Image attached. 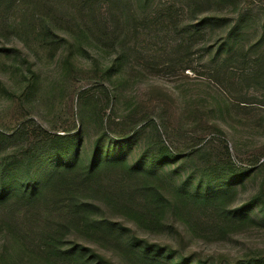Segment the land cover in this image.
I'll return each mask as SVG.
<instances>
[{"label":"rangeland","instance_id":"1","mask_svg":"<svg viewBox=\"0 0 264 264\" xmlns=\"http://www.w3.org/2000/svg\"><path fill=\"white\" fill-rule=\"evenodd\" d=\"M259 54L264 0H0V177L14 161L21 181L56 171L36 200L0 205V264H148L133 238L179 263L264 264V62L244 59ZM55 134L82 161L32 171ZM117 138L129 167L111 152L88 175ZM162 141L173 158L152 179L130 171Z\"/></svg>","mask_w":264,"mask_h":264},{"label":"trees","instance_id":"2","mask_svg":"<svg viewBox=\"0 0 264 264\" xmlns=\"http://www.w3.org/2000/svg\"><path fill=\"white\" fill-rule=\"evenodd\" d=\"M243 16V15H242ZM242 16L240 17L239 23L242 22ZM238 24L236 28L233 29L231 33V37L228 38V41L223 45V47H230L232 43L230 40H233L235 38V35L242 32L241 25ZM204 25L200 24L198 27ZM197 27V28H198ZM51 30L47 29L46 33L47 35H51ZM50 39V38H49ZM52 42H48L47 46H50ZM56 43V41H55ZM245 62L250 63L251 65H256L258 63L264 62V54L263 55H257L254 57H245ZM78 137L76 135H59L55 134L52 136H49L46 139V142L38 147V151L35 153V156H31V162H32V171L35 166V162L37 158H45L46 162L45 165L47 169H54L55 170L63 166L66 169H69L72 165H75L77 163H80L82 161V156L80 152H78L77 146H76V139ZM123 138V137H121ZM121 138H117L114 141V145L109 146L108 151L102 152V147L98 144L96 146L94 155L90 158V160L87 162L85 167V172L87 171L88 175L92 174L94 170H97L98 167L105 161H108V159H105V156L108 153H113V156L116 158L113 160L118 163H122V165H125V167H129V162L127 161V158L125 157L124 151L129 147L126 146V143L128 141L121 140ZM127 141V142H126ZM40 154V155H39ZM173 158V155L171 153L170 147L165 144L163 141L158 143L157 146L150 150L149 156H148V166H130V171L134 170L137 172H143L145 173L150 179H152V172H154L156 168H158L161 165H164L167 163L170 159ZM19 161H14L6 165V167L3 169L2 175L0 177V205L4 204L5 202H8L12 199H20V200H27V201H34L37 198H39L49 187V185L53 182V177L56 171L53 172L51 177L47 178V176L44 174V181L41 182L35 177L32 179L31 177H28L29 180L21 181L20 174L22 169L19 165ZM233 168L229 166L228 164L223 167L222 169H217L210 175L211 180L208 182L210 189L214 182H219L222 179L227 178L228 174H233L236 172H233ZM40 175V173H39ZM218 187V186H217ZM221 188V186H220ZM203 190V188H201ZM201 190L198 188L196 191L193 192V190L189 189H182L181 190V196L179 195V202L185 203L186 198L190 195L199 196L201 195ZM204 195H208V192L206 193V190L204 192ZM94 222L100 223L98 224L100 226V229H104L108 234L110 235H119V238L122 239L120 236L119 230L116 228L114 224H105V222H98L94 220ZM93 222V224H94ZM103 227V228H102ZM93 228V227H90ZM95 228V227H94ZM97 229V228H96ZM54 238V237H53ZM142 240H139L138 238H133L130 241H128V246L135 252L138 253L140 258L148 263V264H187L186 262H177L176 258H174L171 254L167 251H161L158 250L157 247H151L148 245H144L142 243ZM56 249H59L57 245H54ZM81 247H77L73 252L69 253L70 257L78 256L83 254V252L80 249Z\"/></svg>","mask_w":264,"mask_h":264}]
</instances>
